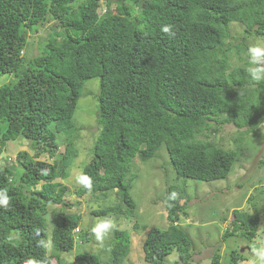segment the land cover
<instances>
[{"label":"trees","instance_id":"trees-1","mask_svg":"<svg viewBox=\"0 0 264 264\" xmlns=\"http://www.w3.org/2000/svg\"><path fill=\"white\" fill-rule=\"evenodd\" d=\"M104 2L99 10L101 0H0V76L9 79L0 85V155L7 142L27 141L12 162L0 164V189L12 197L9 210L0 208V264H60L76 236L96 248L77 253L75 264H126L130 233L119 227L101 245L90 227L76 231L81 216L67 211L70 189L58 180L75 155L80 128L73 114L87 79L99 80L96 136L81 172L92 177L94 188L89 193L77 185L73 194L97 202L93 216L135 218L134 160L159 158L161 151L168 157L161 164L169 182L163 191L167 226L146 234L145 264H167L172 252L177 264H191L194 244L179 225L189 196L178 180L225 178L243 154V141L264 124V82H250L246 71L247 40L264 36V0ZM231 23L243 26L241 34L230 32ZM165 24L173 26L175 38L161 31ZM44 26L47 38L26 59L28 34ZM231 54L237 62H230ZM225 124L236 129L232 147L215 136ZM60 143L64 150L57 152ZM258 166L264 170V157ZM166 167L176 183L168 180ZM262 194L264 188L249 195L253 212L232 210L223 241H252L264 211ZM110 195L116 202L110 203ZM47 238L51 250L37 244ZM214 251L212 264L243 259L233 248L220 263Z\"/></svg>","mask_w":264,"mask_h":264},{"label":"rangeland","instance_id":"rangeland-1","mask_svg":"<svg viewBox=\"0 0 264 264\" xmlns=\"http://www.w3.org/2000/svg\"><path fill=\"white\" fill-rule=\"evenodd\" d=\"M104 5V0H101L99 10H103ZM111 7L113 8V4ZM242 29L243 26L238 23H231L230 25V32L233 35L241 34ZM48 31V27L44 26L36 33L28 34V45L25 49L26 59L39 52L41 49L40 40L47 38ZM256 43H264V36L250 37L246 42L247 51L250 45ZM236 59V56L231 54L230 62L235 63L237 62ZM8 80L7 74L1 75L0 85H3ZM98 89V78L87 79L82 86V92L73 114L75 124L80 128V135L74 140L75 155L70 160L71 163H69L65 178L58 179L66 183L70 189L65 195V202L71 206L67 211L77 212L81 216L80 225L76 231L88 227L91 228L100 221L99 217L91 214V210L98 208L97 202L89 199L87 194L82 197L73 194V189L77 186L73 176L81 172L82 165L90 158L88 150H90L96 136L98 105L96 94ZM235 133L236 129L233 125L225 124L220 127L215 136L216 138L222 137L223 144L226 147H232V138ZM26 142L24 140L7 142L4 151L0 155V164L4 166L12 162L11 157L25 149ZM60 144L57 152L64 150V143ZM242 147L243 154L241 158L235 163L233 169L225 178L209 182L191 178L178 180L179 184H186V192L189 196L187 201L188 214L181 216L179 225L187 230L194 244L191 264H212L211 257L216 248H218V253L220 254V263H224L229 256L228 253L233 248H236L237 252H242L240 254L243 258L238 264H249V260L252 258L251 244L256 243L257 246L264 244V211L260 215L259 226L252 241L238 236H228V239L223 241L221 237L228 226V222H230L232 210L241 208L248 212H253L247 199L249 195L255 194L259 188H264V170L258 166L259 159L264 157V124L259 126L255 133L246 137ZM29 152L32 153V151ZM164 157L165 153L161 151L159 158H152L142 163L138 158L134 160L132 170L136 174V178L132 184L130 194L136 202L135 218H118L116 220L118 226L126 229L131 237V248L128 259L125 261L126 264H145L142 243L146 234L152 228L163 229L167 226L163 191L169 182L166 183L163 179L164 173L161 168V164L168 161L167 154L166 160ZM50 160L52 159L50 158ZM166 169L169 176L168 180L176 183L177 181L172 179L174 176L170 169L168 167ZM241 183H243L242 186H240ZM260 199L264 200V194L261 195ZM108 200H110V203L116 202L113 195H110ZM256 200L258 199L256 198ZM262 205L264 206L263 201L259 203V206ZM50 216V214L47 215V218L51 226ZM110 218L113 219L112 216ZM134 221L139 223L136 229L133 228ZM242 247L243 250L241 251ZM90 248L95 250L96 245L83 244L76 236L73 250L69 254H62L60 264H75L74 256L80 251ZM176 260L177 254L175 252L166 257L167 264H177Z\"/></svg>","mask_w":264,"mask_h":264},{"label":"clouds","instance_id":"clouds-1","mask_svg":"<svg viewBox=\"0 0 264 264\" xmlns=\"http://www.w3.org/2000/svg\"><path fill=\"white\" fill-rule=\"evenodd\" d=\"M161 31L166 34L169 38H175L176 33L173 30L172 25H162ZM248 54L249 63L251 66H249L246 71L250 77V82H264V43H256L250 45L248 48ZM39 172L41 175H48L47 169H40ZM73 180L75 184L82 187L86 192L90 193L94 188L93 179L87 173H77L73 176ZM177 197L178 193L176 192H172L170 194L171 199H176ZM11 201L12 197L9 196L8 190L0 189V208H3L4 210H9L11 208ZM117 230H119L118 224L114 219L110 217L103 218L91 227V233L93 234L95 240L101 245L104 243V241L109 239L110 236ZM35 235L39 237L40 231L37 230ZM10 238H18V236ZM37 244L38 246L47 250H51L54 247L51 238L39 239L37 241ZM242 250L243 247L241 248V251ZM250 251L252 258L249 260V264H264V244H260L259 246H257L256 243H252L250 246ZM238 262H240V260ZM26 264H42V262L29 260L26 262Z\"/></svg>","mask_w":264,"mask_h":264},{"label":"bare ground","instance_id":"bare-ground-1","mask_svg":"<svg viewBox=\"0 0 264 264\" xmlns=\"http://www.w3.org/2000/svg\"><path fill=\"white\" fill-rule=\"evenodd\" d=\"M25 57V56H24Z\"/></svg>","mask_w":264,"mask_h":264}]
</instances>
